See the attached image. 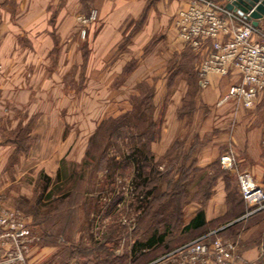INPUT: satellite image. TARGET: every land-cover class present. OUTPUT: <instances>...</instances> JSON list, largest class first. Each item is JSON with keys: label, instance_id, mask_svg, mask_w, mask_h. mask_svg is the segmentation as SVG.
Instances as JSON below:
<instances>
[{"label": "rangeland", "instance_id": "obj_1", "mask_svg": "<svg viewBox=\"0 0 264 264\" xmlns=\"http://www.w3.org/2000/svg\"><path fill=\"white\" fill-rule=\"evenodd\" d=\"M260 30L264 33V29ZM204 56L180 40L172 43V50L165 54L166 63L158 67L150 79L138 83L133 94L125 99L102 102L104 105L100 106L102 111L95 120V128L84 129L74 153L65 158L63 164L56 163L58 168L64 167L62 177H58L59 169H53L55 164L50 161L44 162L41 171L29 170L21 176L11 172L12 183L0 194V205L18 212L24 227L15 238L11 231L0 228V264H158L156 259L168 250L167 245L181 244L205 231L217 232L219 227L232 224L234 220L238 221L235 226L216 236L233 241L238 251L256 247L259 256L255 264H264V210L246 215L250 206L241 199L237 178L239 173L247 172L255 180L254 174L249 172L253 162L243 153L234 154L229 147L220 148L216 159L204 167L195 162L197 152L215 133L199 135L200 124L208 112V107L200 100L197 74ZM72 78H68L67 83L76 89L85 84L84 80ZM182 80L186 81L187 89L176 114L178 130L170 145L175 140L177 144L172 148L169 145L165 153L159 155L160 139L166 126V106ZM261 91L259 102L245 108L243 120L246 129L261 126L264 139V88ZM142 94L153 96L159 133L151 146L156 159L161 157L159 170L162 171L148 172L152 180L147 187L137 185L139 179L131 167L106 171L105 160L110 162L127 153L126 127L113 130L108 138L103 132L93 140L91 138L101 119L107 117L108 110L112 115L121 108H131L139 103ZM122 101L129 103L119 105ZM110 124L108 121L105 127ZM143 124L147 125L146 121ZM71 127L65 123L62 138L78 136V130ZM31 130L0 132V137L17 141L20 154L47 155L48 141L53 143L60 130L52 129L49 136L45 134L43 138L33 135ZM225 153L234 156L231 168H225L221 163ZM72 155L79 156L80 160L75 161ZM240 158H244L242 163L238 161ZM183 162L185 166L192 164L199 170L176 172ZM259 163L263 172L260 181H255L264 190V153ZM151 186H155V190L146 196ZM220 196L224 197L223 214L206 221L199 231L184 232L188 217L203 210L205 219L208 202ZM240 210L246 212L237 216ZM159 236H163V241H157ZM150 239L155 242L148 246Z\"/></svg>", "mask_w": 264, "mask_h": 264}, {"label": "crops", "instance_id": "obj_2", "mask_svg": "<svg viewBox=\"0 0 264 264\" xmlns=\"http://www.w3.org/2000/svg\"><path fill=\"white\" fill-rule=\"evenodd\" d=\"M186 5L187 0H0V132L28 128L43 138L52 129L60 130L53 143L48 141L50 147L43 157L30 152L20 154L14 142L0 137L1 195L12 183L11 172L21 176L29 170L41 171L48 161L54 162L53 169L58 170L56 163L71 156L81 143L82 131L95 128L102 102L129 97L138 83L150 79L166 63V52L179 41L175 14ZM93 8L97 19L86 26L82 37L77 17ZM258 27L264 29V20ZM208 48L207 43L198 50L203 56ZM71 76L85 84L78 89L68 85ZM208 77L209 83L199 92L201 102L208 107L199 135L215 133L195 155L196 165H208L221 149L229 147L234 154L243 153L253 162L249 172L260 181L262 128L257 125L246 129L245 108L234 101L217 104L232 76ZM184 82L174 89L166 106L159 155L165 153L178 130L176 114L187 89ZM93 112L98 113L91 115ZM65 123L78 130V136L62 138ZM72 157L80 160L79 156ZM238 161L242 163L244 158ZM224 208V197L210 199L205 221L217 219ZM193 217L194 213L186 222ZM238 252V264L258 261L256 247Z\"/></svg>", "mask_w": 264, "mask_h": 264}, {"label": "built area", "instance_id": "obj_3", "mask_svg": "<svg viewBox=\"0 0 264 264\" xmlns=\"http://www.w3.org/2000/svg\"><path fill=\"white\" fill-rule=\"evenodd\" d=\"M97 19V10L79 15L80 35L86 26ZM178 39L194 49L207 43L208 51L198 67L201 87L209 83V75L232 76L226 91L217 104L232 100L244 108L254 106L258 93L264 88V33L258 26L225 8L219 0H187V5L174 17ZM2 62L0 60V70ZM234 156L225 153L221 163L231 168ZM239 191L246 204L252 207L246 215L264 208V190L247 173L237 175ZM24 227L18 212L0 205V228L11 231L14 238ZM210 231L159 256L158 264H238L241 255L233 241L217 236L209 238Z\"/></svg>", "mask_w": 264, "mask_h": 264}, {"label": "trees", "instance_id": "obj_4", "mask_svg": "<svg viewBox=\"0 0 264 264\" xmlns=\"http://www.w3.org/2000/svg\"><path fill=\"white\" fill-rule=\"evenodd\" d=\"M133 96L135 98V95H132V97ZM141 96L143 97L139 101V103L134 105L131 108L129 107L121 108L119 111H117L115 114L113 113L112 115L111 114L109 115V110H108L106 113L107 117L106 118L104 117L103 119H101V121L98 123L96 131L92 134L91 138L93 140L96 136H98L99 134H102L101 132L106 134L105 136L108 138L111 136V133L114 132L113 130H118L121 127H126V131H127V143L126 144L128 147L127 153L126 154L123 153L117 159L111 158L112 160H110V162L108 161L109 159L105 160L106 161L105 162L106 171L110 172L116 168L124 169L126 167H131L132 172H136V178L139 179L137 185L141 184L147 187L148 183L152 180L150 178V173L148 172H162V171L159 170V161L161 157L159 159L158 158L156 159V156L151 146L153 140H155L156 136L159 133V130H156L158 129V123L156 119L154 118V112H153V109H154V106H153L154 104L152 101L153 96L152 94L150 95L142 94ZM126 103H129V102L122 101V103L119 105L126 104ZM106 121L107 122L111 121L110 126H108L107 128L105 127L107 123ZM144 121H146L147 125L143 124ZM21 129L22 128H18L17 133H19ZM17 137L18 135L16 134V138ZM12 142H14L16 145L18 143L15 140H12ZM176 142H177L176 140L173 141V143L170 145L171 148L174 146V144H177ZM191 155L192 153L189 156ZM61 163L63 164L64 160H62ZM63 169H64L63 165L59 166V170L57 173L59 178L62 175L61 173ZM181 169L189 170L188 172H196L199 170L198 168L194 167L192 164L189 166H185L184 162L179 164L176 172H181L180 171ZM154 190H155V186H151L147 190L146 196L151 195ZM251 209L252 207L248 208L246 211L251 210ZM263 210L264 208L255 213L261 212ZM246 211L242 212V210H240L239 213H237L238 214L237 216H239L240 214H244ZM255 213H252L250 215H253ZM237 222L238 221H235L234 223L218 230L214 234H211L209 238L211 239L215 237L217 234L221 233L222 231H225L235 226ZM205 224H206V221L204 219L203 210H198L195 216L183 227V230L184 232L199 231L204 228ZM208 232L209 231L202 232L198 234L196 237L184 240L181 244H178L175 246L170 247L167 245L166 247L168 248V250L161 253L159 256ZM157 241H163V236H159ZM154 242L155 241L153 239H150L147 245L150 246ZM141 245H145V244H141Z\"/></svg>", "mask_w": 264, "mask_h": 264}, {"label": "water", "instance_id": "obj_5", "mask_svg": "<svg viewBox=\"0 0 264 264\" xmlns=\"http://www.w3.org/2000/svg\"><path fill=\"white\" fill-rule=\"evenodd\" d=\"M225 8L258 26L264 20V0H224ZM236 220H234L235 222Z\"/></svg>", "mask_w": 264, "mask_h": 264}]
</instances>
